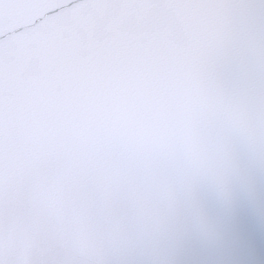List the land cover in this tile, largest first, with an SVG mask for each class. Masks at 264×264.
Returning a JSON list of instances; mask_svg holds the SVG:
<instances>
[{
	"label": "snow or ice",
	"instance_id": "1",
	"mask_svg": "<svg viewBox=\"0 0 264 264\" xmlns=\"http://www.w3.org/2000/svg\"><path fill=\"white\" fill-rule=\"evenodd\" d=\"M0 264H264V0H0Z\"/></svg>",
	"mask_w": 264,
	"mask_h": 264
}]
</instances>
